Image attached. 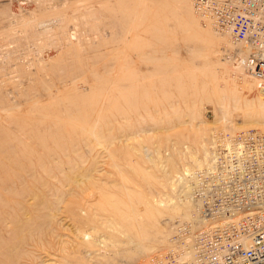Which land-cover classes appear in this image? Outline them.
Segmentation results:
<instances>
[{
    "label": "rangeland",
    "instance_id": "374dc122",
    "mask_svg": "<svg viewBox=\"0 0 264 264\" xmlns=\"http://www.w3.org/2000/svg\"><path fill=\"white\" fill-rule=\"evenodd\" d=\"M232 45L194 0H0V264L163 252L213 134L264 132Z\"/></svg>",
    "mask_w": 264,
    "mask_h": 264
},
{
    "label": "built area",
    "instance_id": "2783aa9c",
    "mask_svg": "<svg viewBox=\"0 0 264 264\" xmlns=\"http://www.w3.org/2000/svg\"><path fill=\"white\" fill-rule=\"evenodd\" d=\"M194 9L229 37L230 59L264 94V0H194ZM210 150L205 167L180 182L191 221H178L166 249L140 264H264V132L213 134Z\"/></svg>",
    "mask_w": 264,
    "mask_h": 264
},
{
    "label": "bare ground",
    "instance_id": "6f19581e",
    "mask_svg": "<svg viewBox=\"0 0 264 264\" xmlns=\"http://www.w3.org/2000/svg\"><path fill=\"white\" fill-rule=\"evenodd\" d=\"M233 46V45H232ZM235 47V46H234ZM264 96V95H263ZM262 100H263V102H264V97H262ZM263 121H264V119L262 120V121H258L257 122V124H263ZM264 125V124H263ZM209 158H210V154H209ZM207 163H205L204 165H202V166H200L198 169H202L203 167H205V165H206ZM195 169H192V170H187V171H185V172H183L179 177H182V180H181V182H185V177H184V175H188V174H190L191 172H193ZM182 188H184L183 186H182ZM182 190V189H181ZM182 191H184V190H182ZM187 194V196H185L184 198H185V200H187V202H189L190 203V194L188 195V192L186 193ZM184 195V194H183Z\"/></svg>",
    "mask_w": 264,
    "mask_h": 264
}]
</instances>
